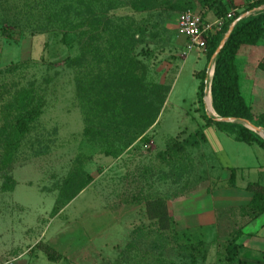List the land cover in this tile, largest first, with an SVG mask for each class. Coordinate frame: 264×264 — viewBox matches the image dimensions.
Instances as JSON below:
<instances>
[{
  "label": "rangeland",
  "instance_id": "rangeland-1",
  "mask_svg": "<svg viewBox=\"0 0 264 264\" xmlns=\"http://www.w3.org/2000/svg\"><path fill=\"white\" fill-rule=\"evenodd\" d=\"M85 2L0 0V134L12 125L8 101L19 91L35 115L11 163L0 170V264H239L238 258H262L264 214L251 217L242 205L250 194L244 186L261 182L264 152L205 123L202 115H213L207 102L213 60H206V50H182L176 29L185 7L210 19L212 10L203 0H92L96 18L129 26L135 38L125 58L134 76L117 85L121 109L100 119L97 129L109 139L117 136L109 130L116 123L141 133L113 155L83 134L89 105L76 78L84 81V69L86 78L88 70L95 76L111 67L95 55L80 57L88 40V26L78 24ZM235 5L241 11L244 1ZM234 63L245 103L264 112V34L255 45H240ZM108 92L114 101V85ZM97 99L91 106L99 111ZM154 195L165 199L171 216L164 232L144 215L143 201ZM235 238L237 256L230 261L224 248ZM45 245L60 258L49 260Z\"/></svg>",
  "mask_w": 264,
  "mask_h": 264
},
{
  "label": "trees",
  "instance_id": "trees-1",
  "mask_svg": "<svg viewBox=\"0 0 264 264\" xmlns=\"http://www.w3.org/2000/svg\"><path fill=\"white\" fill-rule=\"evenodd\" d=\"M243 1V9L241 11H236L237 7L235 5V0H208V2L207 0H203V3H207L208 8L212 10L213 18L222 19V23L219 26L214 25L210 30L206 31L205 58L207 61L211 57L212 52L230 22L240 13L251 11L264 4V0ZM84 6L85 9L82 12L83 17L78 24L88 26L86 31H84V33H87L88 40L81 48V59H84L86 56L90 57L95 55L98 56L103 63H109L111 67V62L114 61L118 69L116 72H112L111 67H109V69L107 68L104 72L96 74L95 76H92L88 70V76L86 78V71L84 69V81L81 82L76 78L77 92H81L82 99L85 98V104L89 105L87 108L88 111L83 119V134L88 142H96L102 153L115 155L127 147L141 132L134 131L133 133V131H129L127 128H125V130H120L122 124L116 123L115 125H111L112 127H110L109 130L112 131L116 129V133L113 132L110 135L112 136V134H115L117 136L109 139V135L106 136L107 134L104 130L97 128H99L98 125L101 124V122H99L100 119L101 121L109 119L107 117L111 113L116 117L115 115L121 109V106L118 103L116 104L119 99V89L117 85L126 82L128 80V75L134 76L132 72L133 66L126 62L125 58L128 56V51L131 49V44L133 40L135 41V38L129 26H124L122 23H115L110 19L101 21L100 18H96L92 0H87ZM231 8L235 9V11H233L232 15L229 17H225V14ZM185 9L189 8L185 7L183 10ZM197 15L201 23L207 22L204 16ZM5 31L6 30H1L2 33H5ZM263 34L264 9L249 13L233 25L222 48L213 59V70L209 82V94L211 107L217 116L221 118L245 119L252 125L264 129V112H253L240 94L238 84L239 76L234 63L239 46L255 45ZM203 78L204 74L201 73L199 82L196 86L200 93L203 91ZM113 85L115 88L114 101L110 99L108 92L109 86L111 87ZM98 90L100 91L97 92ZM94 97L98 98L99 108L101 107L99 111L95 108L93 109L91 106L94 102ZM161 102L162 100L157 105V108L158 106L160 107ZM28 103V95L23 91H19L8 101V106L13 109L15 114L9 129L3 128L1 130L3 135L0 134V170H5L11 163L21 137L27 132L31 121L35 118V115L30 113L32 110L28 111L27 109ZM109 104H111L110 107ZM96 117H98V120H93ZM202 118L205 120L206 124H214L218 129L230 134L235 140L245 143H254L264 152V138L256 132L239 123L217 121L205 114L202 115ZM153 121L154 116L144 124L143 128L152 124ZM98 122L100 124H98ZM104 122L106 123V121ZM121 132L124 133L120 134ZM127 134H130V136ZM233 179L234 174L231 169L227 180L230 186L233 184ZM9 182L8 178H6L5 186H8ZM244 190L250 193V198L246 204L242 205V209L245 208V211H247L246 213L251 217H255L261 213L264 214V165L262 167L261 182L248 183L244 186ZM143 211L146 219L155 224L157 231L164 232L170 228L171 216L165 199L162 196L154 195L144 199ZM236 239L237 238L232 240L224 248L226 256L230 261L234 260L237 256L239 245L235 242ZM37 244L38 243H36V245ZM43 252L49 260L60 258L59 254L55 253L46 245L43 246ZM237 262L239 264H264V254H262V258L260 259L250 260L238 258Z\"/></svg>",
  "mask_w": 264,
  "mask_h": 264
},
{
  "label": "built area",
  "instance_id": "built-area-1",
  "mask_svg": "<svg viewBox=\"0 0 264 264\" xmlns=\"http://www.w3.org/2000/svg\"><path fill=\"white\" fill-rule=\"evenodd\" d=\"M232 15L231 11L225 14V17ZM222 23L221 18H216L211 22L207 21L201 23L199 16L190 9L182 10L176 20V29L179 35L184 37L185 45L184 48L187 50L194 48L198 52L205 51V38L206 31L210 30L212 26H219ZM180 54H185V52H180Z\"/></svg>",
  "mask_w": 264,
  "mask_h": 264
},
{
  "label": "water",
  "instance_id": "water-1",
  "mask_svg": "<svg viewBox=\"0 0 264 264\" xmlns=\"http://www.w3.org/2000/svg\"><path fill=\"white\" fill-rule=\"evenodd\" d=\"M259 9H264V5H260L257 8L253 9L252 11H256ZM251 12H246V13H242L240 15H238L235 19H233L230 24L228 25L226 31L224 32L223 36L221 37V39L219 40L217 46L215 47L214 51L211 54L210 59L213 60L215 58V56L218 54V52L220 51V49L222 48L225 40L228 37L229 32L231 31L233 25L241 18L245 17L246 15H248ZM212 70H213V66H212ZM212 70H211V74H212ZM213 110V109H212ZM214 112V111H213ZM209 117H211L214 120L217 121H224V122H235V123H239L243 126H245L246 128L256 132L258 135H264V129L258 126H254L252 125L249 121L245 120V119H234V118H221L219 116H217L215 113H213V115H208Z\"/></svg>",
  "mask_w": 264,
  "mask_h": 264
},
{
  "label": "crops",
  "instance_id": "crops-1",
  "mask_svg": "<svg viewBox=\"0 0 264 264\" xmlns=\"http://www.w3.org/2000/svg\"><path fill=\"white\" fill-rule=\"evenodd\" d=\"M206 20L207 21H209V22H211L212 20H214V18H212V19H210V18H206ZM183 39H184V37H183ZM184 41H186L185 39H184ZM184 45H185V43H184ZM184 49V46H183V48H182V50ZM239 49V48H238ZM238 51V50H237ZM198 52V51H197ZM237 53V52H236ZM236 56V55H235ZM238 84H239V78H238ZM232 137V136H231ZM233 138V137H232ZM234 139V138H233ZM235 140V139H234ZM228 178H229V174H228V176L226 177V179L228 180ZM249 198H250V194H249ZM249 200V199H248ZM222 203V202H221ZM211 212V216L208 218L209 220L208 221H211V220H213V216H214V212L213 211H210ZM201 216H203V214L201 215ZM203 222H207V221H203Z\"/></svg>",
  "mask_w": 264,
  "mask_h": 264
},
{
  "label": "bare ground",
  "instance_id": "bare-ground-1",
  "mask_svg": "<svg viewBox=\"0 0 264 264\" xmlns=\"http://www.w3.org/2000/svg\"><path fill=\"white\" fill-rule=\"evenodd\" d=\"M211 70H212V69H211ZM210 76H211V71H210ZM210 76H209V79H210ZM207 102H208V107H209V109H210V112L213 114L214 112H213V110H212V108H211L210 99H209V93H208Z\"/></svg>",
  "mask_w": 264,
  "mask_h": 264
}]
</instances>
